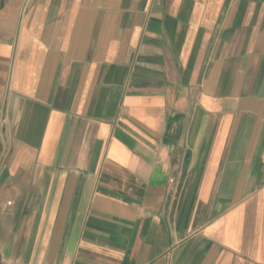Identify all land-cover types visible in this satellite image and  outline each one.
<instances>
[{
    "label": "crops",
    "instance_id": "1",
    "mask_svg": "<svg viewBox=\"0 0 264 264\" xmlns=\"http://www.w3.org/2000/svg\"><path fill=\"white\" fill-rule=\"evenodd\" d=\"M0 264H264V0H0Z\"/></svg>",
    "mask_w": 264,
    "mask_h": 264
},
{
    "label": "built area",
    "instance_id": "2",
    "mask_svg": "<svg viewBox=\"0 0 264 264\" xmlns=\"http://www.w3.org/2000/svg\"><path fill=\"white\" fill-rule=\"evenodd\" d=\"M26 1H29V0H26ZM171 181H173V179H171Z\"/></svg>",
    "mask_w": 264,
    "mask_h": 264
}]
</instances>
